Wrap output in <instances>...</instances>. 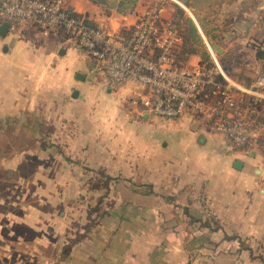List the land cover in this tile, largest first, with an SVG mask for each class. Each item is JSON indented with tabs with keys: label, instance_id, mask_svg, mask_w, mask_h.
<instances>
[{
	"label": "crops",
	"instance_id": "1",
	"mask_svg": "<svg viewBox=\"0 0 264 264\" xmlns=\"http://www.w3.org/2000/svg\"><path fill=\"white\" fill-rule=\"evenodd\" d=\"M69 5L94 23L102 18L110 29L132 24L140 13L136 7L130 15L99 17L89 0H69ZM144 94L133 83L112 85L97 76L92 59L63 31L43 35L17 25L0 36V137L26 135L20 147L25 152L1 158L0 164H26L39 156L33 150L43 161L57 150L58 165L73 154L75 165L94 167L95 174L98 168L107 182L125 188L140 182V205L108 206L69 235L54 221L8 224V230L23 229L36 238L31 253L47 249L45 257L33 253L22 260L264 264L262 157L233 147L193 114L152 117L139 103ZM178 120L184 128L175 126ZM236 162L241 169L234 168ZM16 241L0 238V261H19L17 250L2 249Z\"/></svg>",
	"mask_w": 264,
	"mask_h": 264
},
{
	"label": "rangeland",
	"instance_id": "2",
	"mask_svg": "<svg viewBox=\"0 0 264 264\" xmlns=\"http://www.w3.org/2000/svg\"><path fill=\"white\" fill-rule=\"evenodd\" d=\"M93 5L98 7L95 14L92 12L93 15L108 16L104 7ZM161 6L164 8L163 18L175 22L181 38L176 55L178 69L190 71L200 67L214 74L220 69L232 82L249 87L256 74L264 68V0H227L222 6L215 8L213 15L205 20L208 24V38L202 35L198 23V19L205 16L199 15L196 18L178 0H139L137 5L140 13ZM179 9L183 11L181 16H178ZM80 17L96 27H105L102 18H99L97 24L93 19L89 20L91 18L81 15ZM185 19L191 20L198 30L206 57L200 58L196 54L198 48L190 43L186 45L188 38L184 28ZM210 41L223 50L221 55L211 49ZM180 121H176L175 126L184 128L185 123ZM205 122L211 124L209 121ZM25 138V134L19 133L1 136L0 159L6 158L7 161L11 155L14 159L19 157V153L25 152L20 150V147L25 145ZM241 149L253 150L261 156L263 160L258 170L264 172V139ZM33 152L39 156L36 159L27 158L29 162L26 164H0V238H3V241L14 238L17 240L15 243L11 242L10 246L2 245V249L10 252L17 250L15 254L19 257V261H12L11 258L8 261L1 259L0 264H26L23 260L33 253L34 256L45 257L42 251L46 248L31 253V248L35 246L32 240L37 241L36 238L27 231H22L23 229L8 230V224L54 221L62 223L66 233L71 234L73 229L87 227L95 221L97 216L101 215L98 214L100 210L108 206L123 203L140 205V182H129L125 188L119 183L105 181L97 166L95 174L94 167L75 165L71 160L73 154L67 155L70 158L58 165L54 162L57 159V150L48 151V156L45 153L43 161L40 160L38 151ZM64 153L66 154L67 150ZM89 175L93 178L89 179ZM109 189L114 190L112 192L115 197ZM130 190L138 191L139 194H132Z\"/></svg>",
	"mask_w": 264,
	"mask_h": 264
},
{
	"label": "built area",
	"instance_id": "3",
	"mask_svg": "<svg viewBox=\"0 0 264 264\" xmlns=\"http://www.w3.org/2000/svg\"><path fill=\"white\" fill-rule=\"evenodd\" d=\"M157 7L119 29L87 24L69 0H0V27L26 25L40 33L65 32L93 61L94 72L112 85L133 83L145 90L139 103L165 120L193 114L233 147L264 139V68L249 87L220 69H178L181 38L173 20ZM213 75L215 77H213Z\"/></svg>",
	"mask_w": 264,
	"mask_h": 264
},
{
	"label": "trees",
	"instance_id": "4",
	"mask_svg": "<svg viewBox=\"0 0 264 264\" xmlns=\"http://www.w3.org/2000/svg\"><path fill=\"white\" fill-rule=\"evenodd\" d=\"M93 4H97L99 6L104 7L105 12L107 15L111 14L112 12H115L119 15H130L134 12L136 9L139 0H89ZM182 5H184L186 8H188L193 15L197 18L199 15H204L205 17L203 19H198L199 23V30L202 33V35L206 38L209 37V32L207 31V23L205 20L213 15L214 9L217 7L222 6L227 0H178ZM183 14V11L181 9L178 10V16H181ZM84 21L94 26V24L88 22L85 18ZM184 28L185 32L187 34V43H189L192 46H195V48H198V51L196 52L197 55H199L200 58L206 57V53L203 51V41L200 35L198 34V30L196 29L195 25L192 23L191 20L185 19L184 20ZM188 47V46H186ZM184 47V49L187 50V48Z\"/></svg>",
	"mask_w": 264,
	"mask_h": 264
},
{
	"label": "water",
	"instance_id": "5",
	"mask_svg": "<svg viewBox=\"0 0 264 264\" xmlns=\"http://www.w3.org/2000/svg\"><path fill=\"white\" fill-rule=\"evenodd\" d=\"M9 29V25L7 23H4L1 27H0V36H4L6 34V32ZM210 45H211V49L213 51H215L217 53V55H221L223 53V50L216 44L210 41ZM242 165L240 162H236L234 164V168L235 169H241Z\"/></svg>",
	"mask_w": 264,
	"mask_h": 264
}]
</instances>
